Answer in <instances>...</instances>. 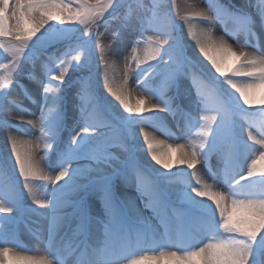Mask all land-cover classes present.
I'll return each instance as SVG.
<instances>
[{
	"label": "snow or ice",
	"instance_id": "snow-or-ice-1",
	"mask_svg": "<svg viewBox=\"0 0 264 264\" xmlns=\"http://www.w3.org/2000/svg\"><path fill=\"white\" fill-rule=\"evenodd\" d=\"M74 2L77 5L75 7L65 0H0V38H12L10 45L0 40V48L8 54V62L0 64V68L6 72L0 77V92L8 105L14 103L9 100V85L13 88L17 86L19 77L24 73L23 64L32 59L30 47L40 44L42 35L56 29V26H78L80 29L78 32L75 27L57 29L56 39L43 44L45 49L56 50L54 55L48 57L50 67L44 71L43 76L47 78L51 74L50 79L58 82V92L55 97H50L48 85L44 79H39L37 82L42 86L39 116L27 121L23 117L19 118L21 123L31 125L39 133L36 142L25 144L15 137H9L11 154L15 157L19 176L23 178V187L27 189L33 203L52 213L53 226L49 232L48 246L44 249L46 254L39 257L23 255L13 247L3 246L0 247V264H145L146 261L155 264H264V151L247 143L253 141L255 145L264 148V107L249 114L251 117H259L258 121H248L253 128L259 127L258 139L254 130L246 129L243 124L230 118L231 102L228 107L223 103H209L213 89L194 79L193 85L198 90L201 103L208 111L215 113L203 116V122H195L199 124L198 142L188 145L187 150L184 145L178 144L173 149L174 154H169L158 152L160 145L154 144L149 134L144 133L147 150L155 164L162 165L166 170L171 169L174 163L186 165L187 169L193 170L191 175L196 179L195 185L188 182L190 194L185 191L168 193L167 187L160 188L156 183L147 191L148 206L152 208L163 232L158 228H136L131 218L133 207H123L116 201L113 189L121 180H127L132 159L114 163L116 158L110 152L113 137L104 130V123L89 117L86 103L78 105L83 126L80 131H75V127L71 129L70 144L59 154L60 170L54 176L44 171L47 168L44 159H37V154L41 148L45 154L54 148L57 127L50 122L60 119L63 99L60 93L66 76L73 69L91 64V53L100 46L98 41L103 35L100 33L97 42H93L92 32L99 33L101 27L107 28V17L120 20L117 14L122 8V0ZM253 7L264 26V0H258ZM156 8L157 5H154L152 19H147L146 13L138 12L135 19L121 21L119 26L121 37H126L130 43L133 40L130 38L132 33L135 36L154 33L146 38L148 48L144 58L141 59L136 54L137 50L133 49L131 59L137 65L136 74L140 72L136 83L147 89L146 92L155 97L156 102L146 103L141 97L133 106L123 88H113L107 76L104 78V87L130 114H142L149 110L152 113L172 111L170 99L165 98V90L172 87L179 76L188 74L187 65L190 63L173 34L174 21L169 19L166 23L157 22ZM195 15L202 16L209 28L199 34L190 28L189 35L195 40L199 53L210 62L214 73L219 74L223 82L239 94L235 109L242 110L239 100L244 105H264V51L256 43L249 45L247 39L242 47L234 50L223 38L214 39L211 33L213 23L220 21L227 30V21L232 19L240 24L245 37L251 36L255 40L256 33L248 16L232 12L224 5L212 6L208 13L197 12ZM58 41L65 43L57 46ZM249 47L255 51H246ZM73 52L77 54L72 55ZM165 55L169 57L168 60H164ZM61 56L64 58L61 59ZM157 57L159 60L156 65L148 64L140 68L141 64L156 60ZM234 76L242 78L244 82L237 83ZM127 77L126 71L125 84ZM73 83L79 87L84 81L77 78ZM258 89L260 99H256ZM86 91L81 94L82 101ZM51 104L57 107H51ZM16 107L21 106L17 104ZM4 111L12 116L8 107ZM124 120L128 124L146 123L143 117L129 116ZM11 121H3L4 126L16 127ZM152 122L156 123L154 118ZM245 131L247 140L244 139ZM168 147L172 148L171 145ZM254 151H259L258 160L249 155ZM213 157L218 160V165L212 175L222 178L227 192L214 191L212 186L202 185L197 176L196 166H202ZM249 159L250 164L247 163ZM80 160L92 163L89 166L74 163ZM258 163L261 165L259 168ZM257 172L261 174L257 176ZM35 180L50 183L53 186L51 191L45 193L42 186L37 195L33 187ZM163 183L166 185L171 181L165 180ZM2 184L0 233L6 238L0 243L7 245L13 243L9 239L13 233L8 225L15 220L13 213L18 208L19 191L17 181L11 179L8 173L2 177ZM138 186L143 189V182ZM96 193L100 194L104 205L103 217L94 214L87 206L88 198ZM57 227L63 231V235L56 231ZM101 228L104 240L97 243L95 234ZM195 237L202 239L197 241ZM204 240L208 242L204 243ZM157 249V255H140L129 259L138 252H156Z\"/></svg>",
	"mask_w": 264,
	"mask_h": 264
},
{
	"label": "rangeland",
	"instance_id": "rangeland-1",
	"mask_svg": "<svg viewBox=\"0 0 264 264\" xmlns=\"http://www.w3.org/2000/svg\"><path fill=\"white\" fill-rule=\"evenodd\" d=\"M65 2L73 3L74 7L77 6L75 5L74 0H65ZM256 2H258V0H242L241 3L244 4L246 8L244 9V6H240L238 4L235 5V2L230 0H122V8L117 14L120 17V20L112 19L111 17H107V14H105L109 20L107 28L101 27L99 29V33L95 31L92 32L93 42H97V36L100 33H103V35L100 36L98 41L100 46L96 48L95 52L93 51L91 53V64L88 67L73 69L70 75L66 76L65 84L62 86L60 93L63 97L60 108V119L59 121L50 122L53 126L57 127V138L54 143V148L52 151L49 150L47 154H45L43 148H41L37 154V159L40 157H43L44 159L43 163L47 167L44 168V171L47 174L54 176L56 173L54 174L53 171L58 172L60 170V164L58 162L59 154L68 144H70L71 129L76 127L79 123L83 126L80 122V114L79 116L73 115L68 117L67 113L71 109H74L75 112H80L78 105L86 103L89 117L93 120H98L104 123L106 128L104 130L109 132V134L113 137L110 152L111 155L116 158L114 163H118L119 161L127 160L129 158L132 159V168L129 170L128 177L142 178L150 190L153 183L160 185V188L167 187L166 191L168 193H170V190L173 191V189H177V191H179V189L186 190L188 182L194 179V177L191 176V173H189L190 171L188 172L190 169H187L186 165H177L175 163L171 169L166 170L163 169V167L159 169L151 162L145 161L144 155L147 149L144 146H147V144L144 141V135H142V133H138L137 131L134 132V124H128L124 120L125 117L129 116L143 117L146 121L144 124H146L147 127H151L153 132L157 133L159 137H163L166 141L171 142L177 140L179 142H184L186 139L190 140L191 138L189 136L192 135L193 140L192 142H188L187 145L198 142L199 124L195 122H203V116L214 115L215 113L208 111L205 105L201 103L198 96V90L194 93L190 102H183L186 94V86L191 87L192 84V82L190 85L185 84L184 82L186 78H190L191 80L196 79L202 82L205 86L213 89V94L209 97V103H216L218 105L223 103L224 106L228 107L231 102L232 106L229 108L230 118L240 124H243L246 129L254 130L257 134V138L259 139V127L257 126L253 128L252 125L248 123L249 120L258 121L259 117L258 115L256 117H251L249 114L256 112L259 108L264 107V105H244L243 101L239 100V105L242 110L237 111L234 105L236 99L239 97V94L235 93V90L232 89L230 85L223 82L222 78L219 77V74L214 73V69H211L209 61L203 63L199 56L192 51L190 47L191 44H195V40L191 35H189L190 28L197 34L208 29L207 23L203 20V17L195 15L197 12L208 13L210 7L224 5L232 12H239L247 15V12L249 11L256 12V9L253 7V4ZM173 3H175V7H173ZM154 5H157L155 17L157 22L166 23L169 19L174 21L175 31L173 34L176 37L185 58L190 63V65H187L188 74L179 76L176 83L172 87L165 90V98L170 99L172 105V111L168 112L169 114L166 113L169 116L152 112L130 114L104 87V78L107 76L109 83L113 86V88H123L128 97L129 103L133 106H135L136 101L141 97L144 98L146 103L151 100L152 96L146 92L147 89L140 87L136 83L140 72L136 74V71L138 70L137 65L131 57L133 55L132 50L136 49V54L139 55L141 59L144 58L145 51L148 48L146 38L149 35H154V33L146 32L143 36H135L136 34L132 33L130 34V38L133 40L130 43L129 39L121 37L119 26L121 21H131L135 19L138 12L146 13V18L152 19V10ZM247 16L250 18L251 14L250 16ZM183 17H187L188 19L185 20ZM257 18L259 19L258 16ZM258 19H256V22L254 23L255 26H253V31L256 35V28L259 29V26H257ZM215 23L219 26L221 31L230 30L231 28L236 27V25L240 27V24L232 19L227 21V30H225L224 24L220 21H216ZM65 27H75L77 32L80 30L78 26H56V29L49 30L42 35L40 44H34L30 47L29 52L32 53V59L23 64L22 70L24 73L19 77L17 86L13 88L9 85V100L14 103L8 105L3 93L0 92V190L3 189L2 177L5 173H8L11 179L17 181L16 187L19 191L18 208L13 213L15 220L8 225L9 229L13 233V237H9V239H11L13 243L7 245L3 244V246L11 245L24 253L28 252V249L25 247L26 245L23 242L22 237L25 233L27 234L29 229V218L39 216V211L36 204L33 203L32 198L29 197L27 189L23 187V178L19 176V170L15 166V157L11 154V141L9 137H15L18 141L24 143L22 137L26 136L25 134L27 131L25 132L24 124L20 122L19 118L27 117L30 111H22L21 109H32L37 111V115L39 116V107L42 99V86L37 82L39 79H44V83L48 85L50 89L48 95L50 97H55L57 94L58 82L50 79L51 74H49V77L47 78L43 76L44 71L50 67L48 64V57L54 55L56 50L45 49L43 44L56 39L58 35L57 29ZM80 27L82 29V26ZM37 35H39V33ZM248 37L252 38L251 36ZM248 37H246V39ZM73 38H75V34ZM249 38L247 41L249 45H251L254 41H250ZM0 40L10 45L12 38H0ZM64 43V41H58L57 46H62ZM244 43L245 42H243V45ZM256 44L258 43L256 42ZM47 50L50 51L45 52ZM253 51L255 50L253 49ZM76 54L77 52L72 53V55ZM6 56H8V54L4 52L3 48H0V64L8 62ZM63 58L64 57L61 56V59ZM168 58L169 57L167 55L164 56V60H168ZM8 59H10V57H8ZM158 60L159 57H157L156 60L146 61L144 64L140 65V68H145L148 64L156 65ZM57 63H59V61H57ZM126 71L128 72V77L127 83L125 84L124 75ZM5 74V70L0 68V77H3ZM77 78L83 80L84 84L76 87L73 81ZM211 82L215 84V86ZM85 90L87 91L85 98L82 101L81 94L85 93ZM229 94L232 95L229 96ZM17 104L21 107L17 108ZM50 106L57 107L55 104H51ZM6 107L10 109L12 113L11 117L8 115V112L4 111ZM152 118H154L156 123L152 122ZM8 119H11V123L16 125V127H5L3 121ZM29 135L37 137L39 133L36 129H33ZM19 137L22 139H18ZM244 139L247 140L246 131L244 132ZM121 140L123 141V144L121 143ZM152 141L155 144L153 139ZM251 142L252 141H247L248 144L254 145ZM254 148L264 151V148H261V146L258 148L254 145ZM164 152L174 154L173 149L171 148H166V150L164 149ZM254 152L259 153L258 151ZM256 156L250 157L258 160L259 156ZM74 163L81 164L82 166H89L92 162L80 160ZM247 163L250 164L251 159H249ZM217 165L218 160L213 157L207 163L199 166L209 178L214 179L218 184L223 186L222 178L213 177L212 175L213 172L216 171ZM260 166V163H258L257 168ZM117 167L119 168L121 166L117 165ZM244 170L246 172L247 165H245ZM260 174L261 173L259 172L256 173L257 176ZM165 180H170L171 183L165 185L163 183ZM122 181L123 180L119 183ZM119 183L116 184L113 189V195L121 206L127 207L120 201L119 194L117 193V186ZM42 186L45 193H49L53 187L47 181H33V187L37 192V195L40 194ZM197 199L201 198L197 197ZM87 206L90 207L89 202ZM131 218L135 227L140 230L145 228H158L160 232L164 231L163 228L159 227V222L154 212L145 218L136 219L132 216ZM5 238V235L0 233V241ZM169 250L174 251L175 249L170 248ZM158 251V249L156 252L149 251V254L157 255ZM131 257L132 256L129 258Z\"/></svg>",
	"mask_w": 264,
	"mask_h": 264
},
{
	"label": "bare ground",
	"instance_id": "bare-ground-1",
	"mask_svg": "<svg viewBox=\"0 0 264 264\" xmlns=\"http://www.w3.org/2000/svg\"><path fill=\"white\" fill-rule=\"evenodd\" d=\"M232 2H235V5H240V6H244V4L241 3L242 0H230ZM244 9L245 6L243 7ZM251 17L248 18L250 22L253 23V26H255V22L257 18L256 12L254 11H249L247 12V15ZM208 28L209 25L207 24ZM257 26H259V29L256 28V32H257V37L255 38V40H253V38H249L250 41H254V43H258V45L260 46L261 51H264V26L261 25L260 19H258V24ZM235 29V30H234ZM263 29V30H262ZM237 30V32H236ZM211 33L214 39H220L223 38L228 44H230L232 46V48L234 50L238 49L239 47L243 46V42H245L246 37L243 33V31L241 30V26L239 27L238 25H236V27L231 28L230 30L227 31H221L219 26L216 23H213L211 25ZM247 38V39H248ZM253 44V42L251 43V45ZM192 51L199 56L200 60L203 63L208 62L206 60V58L203 57L202 53H199L198 51V46H196V44L192 45L191 47ZM246 51L251 52L253 51V49L251 48H247ZM139 78V77H138ZM185 78V77H183ZM234 79L237 83H243V79L242 78H238L234 76ZM192 82L191 87L190 86H186V94L184 96L183 102H190L192 100V97L194 95V93L197 91V88L193 85V80H191L190 78H186L185 79V84H189ZM256 99H260V90H257V96ZM156 99L155 97H152L151 100L147 101V103H155ZM148 112H152L151 110L144 112V113H148ZM80 112H75L74 109H71L68 113L67 116H79ZM163 114L164 116H169L166 113H160ZM169 114V113H168ZM37 111L34 110H30V112L28 113L27 117H24L23 119L25 121L27 120H34L37 117ZM170 118V117H169ZM24 124V128H25V132H26V136L24 137H19L18 139H22L23 142L25 144L31 142V143H35L36 142V137H33L31 135H29L31 133V131H33V128L31 125H28L26 123ZM82 125L77 124L75 127L76 131H80V127ZM134 128V132H138V133H142V135H144L145 132H147L149 134V137L152 138L155 142V144L160 145V147L157 148L158 152H164V149L166 150V148H169L168 146L171 145L172 148L174 149L176 145L178 144H182L185 146V150H187L188 142H192L193 138L192 135H190L189 137L191 138L186 139V141L184 142H179L177 140L174 141H166L163 139V137H159V135L155 132H153L151 127H147L146 124H134L133 125ZM106 129V128H104ZM109 133V132H108ZM155 134V135H154ZM157 136V137H156ZM252 144H254V142H251ZM145 145V142H144ZM255 145V144H254ZM259 148L260 145H255ZM147 149V146H144ZM259 152V151H258ZM251 157H258L259 153L257 152H251L249 154ZM145 161L147 162H151L153 165H155L156 167H158L159 169L162 167V165H157L155 164L154 161L151 160V153L148 152V150L145 152ZM245 167V166H244ZM182 169V168H180ZM196 173L197 176L200 177L201 180V184L202 185H210L212 186L214 191H221V192H227V186L223 185L221 186L220 184H218L214 179L209 178L208 175H206L201 169L200 166H196ZM190 171V172H189ZM193 170H188L189 173H192ZM53 173L55 174L56 172L53 171ZM192 176V175H191ZM143 182L144 187L143 189L141 187H139L138 185ZM192 185L196 184V179L194 177L193 180L190 181ZM117 193L119 194L120 197V201L123 202V204H125L127 207L128 206H132L133 207V212L131 214V216L133 218L136 219H141V218H145L151 214H153V210L149 205V196L147 194V191H149L150 189L147 187V185L145 184V181L142 178H131L128 177L126 181H122L121 183H119V185L117 186ZM177 191V189H175ZM173 189V191H175ZM172 190H170V193L173 192ZM179 191H185V192H189L190 194V188L187 187L186 190H182L179 189ZM99 193H96L95 195H92L88 198V202L90 204L89 209L96 215H100L103 217L104 215V205L103 202L101 201L100 197H99ZM194 195V194H192ZM209 203H211L209 201ZM38 207V211H39V216L37 217H31L29 218V229L27 231V234L25 233L24 236L22 237L23 242L25 243V247H27L28 252L24 253L23 251H19L17 250L15 247L13 246H8V247H13L15 251L17 252H21V254L23 255H30V256H41V255H45L46 253L44 252V249L48 246L49 243V232L52 229L53 226V220H52V213L50 212L49 209H45L43 207H41L40 205H37ZM67 211H72L71 209H68ZM57 232H59L60 235H63V231L57 227L56 229ZM195 239L197 241H199L200 239H202V237H195ZM104 240V233H103V229H99L97 230L96 234H95V242L97 243H102ZM208 240H204V243H207ZM0 247H3V244H0ZM140 255H150L149 252H138L136 254V256H132L129 259H135ZM145 264H155V262L153 261H146Z\"/></svg>",
	"mask_w": 264,
	"mask_h": 264
}]
</instances>
